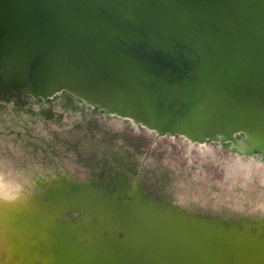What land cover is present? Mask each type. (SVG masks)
Masks as SVG:
<instances>
[{
    "label": "water",
    "instance_id": "1",
    "mask_svg": "<svg viewBox=\"0 0 264 264\" xmlns=\"http://www.w3.org/2000/svg\"><path fill=\"white\" fill-rule=\"evenodd\" d=\"M11 90L67 92L158 134L264 151V0H0V97ZM52 188L11 220L43 225L51 264H264L260 225L133 193L64 188L62 202Z\"/></svg>",
    "mask_w": 264,
    "mask_h": 264
},
{
    "label": "rangeland",
    "instance_id": "2",
    "mask_svg": "<svg viewBox=\"0 0 264 264\" xmlns=\"http://www.w3.org/2000/svg\"><path fill=\"white\" fill-rule=\"evenodd\" d=\"M14 91L17 90H11L8 97L6 95L0 97V155L12 160L17 165H21L23 168L29 167L30 174L49 173L53 176L57 170L66 173L65 175L68 178H74V176L77 178H91L95 177V173L100 172L103 168H108L110 171L118 168L126 176H121V181L124 182L126 178L128 180L130 176L131 178L136 177V181L145 188L164 194V197L167 196V202L170 200L179 202L183 198L187 202L186 206L193 205L195 208L204 205L205 200H207V205H204V207L208 208L216 202L219 196L221 199L225 196H233V200H235L242 198L245 191L247 196L250 192L245 188L242 190L239 185L234 187L232 192H228L227 185L224 187L218 185L217 182L223 178L225 166L232 163L231 156L237 157L238 154L221 143L219 144L216 140L212 141L215 147L211 151L204 152V150H199L196 147H190L189 140L181 135L153 134L132 126L124 127L115 117L102 114L101 111H97V108L90 107L87 108V112H84L85 104L70 107L69 105L60 104L59 99L51 100V98H47L44 104L55 113L61 112L60 117L55 114L52 117L43 118H30L23 115L20 118L15 112L22 110L21 105L36 106L37 102L35 99L31 100V98H28L26 102L16 101ZM73 129L79 130L80 133L75 135L72 132ZM100 133L102 136L110 138V141L114 143V148L118 149L119 153L127 155L125 160H123L124 158L121 159L123 162L132 161L135 157H138L137 161H134V166L136 170L139 168L141 170L139 169L138 173L131 174L123 164H118L113 158L114 152L112 151L111 154L107 151L104 155L106 158L105 166L101 161L96 163L97 158L100 157L99 155L91 156V161L83 159V155L79 150L80 144L84 139L91 141V138H96ZM80 134H82V141L76 140L80 139L77 138ZM94 142L96 144L97 141ZM102 145L98 142L97 145H94L99 150L97 154L105 151ZM97 179L101 178L98 176ZM69 183L72 186L66 184L65 189L73 190L77 196L90 191L89 187H86V184L82 181ZM169 185L172 186L171 189ZM51 186L53 185L46 187V189ZM130 188L134 191V194L138 192L137 187L132 186ZM183 188L189 190L191 201L187 198ZM62 189V187H53L50 191L55 192L58 190L55 192L56 195L60 197L62 202H66L65 191ZM118 189L119 192L124 190L122 188ZM38 229L44 230L43 225ZM35 260L31 258L32 262Z\"/></svg>",
    "mask_w": 264,
    "mask_h": 264
},
{
    "label": "clouds",
    "instance_id": "3",
    "mask_svg": "<svg viewBox=\"0 0 264 264\" xmlns=\"http://www.w3.org/2000/svg\"><path fill=\"white\" fill-rule=\"evenodd\" d=\"M247 157L246 159L244 157ZM220 187L227 185L228 190L239 185L250 191L247 197L232 200L225 196L217 197L210 211L219 213L226 206L231 214L252 219L264 220V151L257 148L252 154H241L239 159L225 167L223 178L218 182ZM38 192L36 179L25 168L0 155V208L15 209L30 204ZM198 199V198H195ZM184 206L186 201L181 198ZM204 205H207L205 200ZM0 225V251L7 258L17 249H23L38 264H51L53 260L49 249L51 236L47 231L31 225L13 227L9 235V225ZM28 256H18V264H24Z\"/></svg>",
    "mask_w": 264,
    "mask_h": 264
},
{
    "label": "bare ground",
    "instance_id": "4",
    "mask_svg": "<svg viewBox=\"0 0 264 264\" xmlns=\"http://www.w3.org/2000/svg\"><path fill=\"white\" fill-rule=\"evenodd\" d=\"M57 97V99H59V102H60V104L62 103V104H64V105H69L70 107H72L73 105V103H78V104H76V107H78V106H80L79 104H81V102H83L82 100H78V98L76 97V96H74V95H72V94H67V92L65 93V92H59V93H57L56 95H54V96H52V97H54V99H56V97ZM44 99V98H43ZM46 100V99H45ZM18 103V102H17ZM41 103V102H40ZM25 105V104H24ZM39 105H41V104H39ZM55 105V104H54ZM11 106V105H10ZM37 106V105H36ZM42 106V105H41ZM86 106H88L87 104H86ZM92 106V105H91ZM19 107V106H18ZM23 107V106H22ZM96 110V109H95ZM1 111V110H0ZM97 111H101V113L102 114H106L107 116H113V117H115L116 119H117V121L119 122V123H121L124 127L125 126H132V127H134V128H136V129H143V130H147V131H149V132H152L153 134H157V132L154 130V129H151V128H148V127H144V126H141V125H139V124H137V123H135L132 119H128V118H126V117H123V116H121V115H117V114H108L107 112H103L102 110H100V109H98ZM86 112H87V110H86ZM4 113V112H3ZM17 115H19V117L21 118V117H23V115H24V117L26 116V117H30V118H33V117H42L41 116V114L35 109L33 112H31V111H28V110H20V111H18V112H15ZM81 113V112H80ZM55 115V114H54ZM65 115V114H64ZM10 116H12L11 114H10ZM51 116V115H50ZM18 117V118H19ZM19 118V119H20ZM43 118V117H42ZM93 118V117H92ZM46 119V118H45ZM6 120V119H5ZM66 120H67V118H66ZM65 120V121H66ZM26 121V120H25ZM103 121V120H102ZM101 121V122H102ZM115 125V124H114ZM117 125V124H116ZM9 127V126H8ZM2 131V130H1ZM54 132V131H53ZM72 132H74L75 133V135H77V134H79L80 132H79V130H77V129H73L72 130ZM102 134L100 133L96 138H91V141H87L86 139H84V141L80 144L81 145V147L79 148V150H80V153L83 155V159H85V160H92V158H91V156H94V155H99L100 157L99 158H97V160H96V163H97V161H101L102 162V164L104 165V162L106 161V158H105V154L107 153V151L108 152H110V149H108L109 147H110V143L108 142V141H110L109 139H107V138H102V136H101ZM167 135H171V134H167ZM173 135V134H172ZM173 136H177V135H173ZM181 136H183V137H186V136H184V135H181ZM41 138V137H40ZM77 138H80V139H76V140H81L82 141V134H80V135H78L77 136ZM188 140H189V145H191L190 147H196V148H198L199 150H204V152H208V151H211L212 149H213V147H215V144H214V142H212V141H214V140H211V139H207V140H203V141H200V142H198V140H196V142H195V140H192V139H190V138H188V137H186ZM94 141H97L98 143H102L103 145H102V147L104 148V150L105 151H101L100 153H98L97 154V152L99 151L98 150V148H97V146H94V145H97V142H96V144H94L95 142ZM67 142V141H66ZM51 143V142H50ZM219 144H220V142H218ZM223 145V144H222ZM75 146V145H74ZM84 146V147H83ZM58 148V147H57ZM73 148V147H72ZM75 150V149H74ZM77 153V152H76ZM238 154V156L237 157H233V156H231L232 157V161L233 160H235V159H239L240 158V155L241 154H243V153H237ZM211 156L213 157V155L211 154ZM210 156V157H211ZM126 157H127V155L125 154V153H119V150H118V152H116L114 155H113V158L118 162V164H123V166L132 174V173H137L138 171H140L141 170V168H139V169H137L136 170V168H135V166H134V161L136 162L137 161V158L138 157H135L132 161L131 160H128V161H126V162H123L121 159H123V160H125L126 159ZM245 159L247 158L246 156L244 157ZM93 162V161H92ZM133 162V163H132ZM95 163V162H94ZM93 163V164H94ZM97 165V164H96ZM110 165V164H109ZM142 165V164H141ZM19 166H21V165H19ZM99 166V165H98ZM105 166V165H104ZM120 167V166H119ZM225 167H227V166H225ZM25 169L30 173V170H29V167H25ZM108 169V168H107ZM89 171V170H88ZM67 172V171H66ZM114 172V171H113ZM36 173H34V174H32L33 176L35 175ZM62 174V173H61ZM60 173L58 174H56V175H53V176H51L49 173H43V174H36V176L34 177L35 179H36V183H37V185H38V192H37V195L35 196V198L31 201V203L30 204H27V205H24V206H21V207H19V208H15V209H3V208H0V225H3V224H5V222H6V216L9 218L8 220H7V223H8V225H9V235L10 236H12V235H14L12 232H11V229L14 227L12 224H11V220L13 219V218H16V219H18L19 218V215H22L25 211H34V210H39V207H37L38 205H42V207L44 206V204L46 203V202H51V200H50V197H49V195H47V193H46V187H48V186H50V185H53V187H58V188H66V184H70L69 182H71L72 180H74L76 177L74 176V179L72 178V179H70V178H68V177H65V176H63V174L61 175ZM106 175V174H105ZM82 176V175H81ZM100 178V177H99ZM194 178V177H193ZM204 178V177H203ZM82 179H84L85 181H87V180H89L87 177L86 178H81V177H78V178H76L75 180H77V181H80V180H82ZM127 179V178H126ZM102 180V179H101ZM130 180V182H131V176L128 178V181ZM201 180V179H200ZM187 181V180H186ZM49 182H51V183H49ZM72 183H75V182H72ZM218 183V182H217ZM63 184V185H62ZM100 184V183H99ZM116 184V183H115ZM124 184H125V182H124ZM124 184H116L117 186H118V188H122V189H124L122 192H124L126 189H128V192L129 193H133L134 194V191H132V189L130 188V187H127L126 185H124ZM139 184V183H138ZM181 184H183V183H181ZM71 185V184H70ZM180 185V184H179ZM203 185V184H202ZM72 186V185H71ZM177 186V185H176ZM184 186H185V184H184ZM215 186H217V185H215ZM87 187V186H86ZM94 187V186H93ZM134 187H137V193H135V196L136 195H138V196H140V197H143L144 195H142V187L140 186V185H138V186H134ZM169 187H170V189L172 188V186H170L169 185ZM199 187H200V185H199ZM106 188V187H105ZM104 188V189H105ZM145 188V187H144ZM168 188V187H167ZM202 188H204V187H202ZM240 188V187H239ZM74 189V188H73ZM147 189V188H146ZM183 189H185V188H183ZM226 189H227V191L228 192H232L233 191V189L234 188H232L230 191L228 190V188L226 187ZM88 190V189H87ZM90 190V189H89ZM106 190V189H105ZM196 190H197V188H196ZM242 190H243V188H242ZM70 191V190H69ZM102 191V190H101ZM171 191V190H170ZM122 192H120V193H122ZM136 192V191H135ZM199 192V191H198ZM242 192V191H241ZM80 193V192H79ZM149 193V192H148ZM184 193L187 195V198H189L190 199V201H191V198H190V196L191 195H189V190H187V188L184 190ZM212 193H214V192H212ZM212 193H210V194H212ZM156 194V193H155ZM166 194V193H165ZM167 195H170V194H167ZM198 195V194H197ZM229 195H231L230 193H229ZM241 195V194H240ZM250 195V192H248V196ZM110 196V195H109ZM159 196V195H158ZM222 196V195H221ZM117 197V196H116ZM167 197V196H166ZM215 197V196H214ZM220 197V196H219ZM228 197H230V196H228ZM242 197H247V192L245 191L244 193H243V195H242ZM126 198V197H125ZM178 198V197H177ZM232 200L234 199V197L233 196H231L230 197ZM169 199H170V197H169ZM174 200V199H173ZM159 203H163V202H160L159 201ZM187 203V202H186ZM168 205H169V207H172V208H174V210H176V212L177 213H182L184 216H186L187 218H189V212H185L184 210L186 209V208H188V207H190V206H186V205H184V206H182L178 201L177 202H172V200H170L169 202H168ZM211 207V206H210ZM210 207H208V208H205L204 207V205H201L200 207H199V209L201 210V211H203V213L207 216V217H209V218H211V219H215V220H222L223 222H233V221H237V219L238 220H240V222H242V223H248V222H250V223H248V224H253V225H260V226H262L263 228H261V229H264V220H260L261 222L260 223H257V224H255V222H253V220H255L256 221V219H252V218H247V217H241V216H236V215H234V214H231L229 211H228V208L226 207V206H222V208H223V210L221 211V212H219V213H216V212H212V211H210ZM23 211V212H22ZM175 212V211H174ZM174 212H172V213H174ZM77 216H82V215H77ZM246 220H248L247 222H245ZM239 224H241V223H239ZM254 227V226H253ZM256 227H258V226H256ZM21 251H23L24 252V250L23 249H17L16 251H14V252H12L11 254H9V256L6 258L5 257V255L3 254V252L2 251H0V264H15V262H17V257L18 256H22V255H20L21 254ZM22 252V253H23ZM19 254V255H18Z\"/></svg>",
    "mask_w": 264,
    "mask_h": 264
},
{
    "label": "flooded vegetation",
    "instance_id": "5",
    "mask_svg": "<svg viewBox=\"0 0 264 264\" xmlns=\"http://www.w3.org/2000/svg\"><path fill=\"white\" fill-rule=\"evenodd\" d=\"M14 93L16 94V99H15L16 101L26 102L28 98H31V100L35 99V101L37 102V106H30V105L23 106V105H21L20 107L23 106L21 108L22 110L24 109V110H28V111L33 112L36 109L41 114L42 117H52V116H54V114H56L57 117L61 116V112L55 113V112H53L52 110H49L46 107V105L44 103H45V101L47 99L45 100L42 97H37L36 98V97H34L32 95L23 94L20 91H14ZM67 94H69V93H67ZM48 98H51V100H56L57 99V97H56V99H54V97H48ZM78 100H80V99L78 98ZM39 104H41L42 106L39 105ZM81 104H85V103L81 102ZM74 106H76V105L74 104L73 107ZM90 107L96 108V107L91 106V105L86 106V104H85L84 108L83 107L82 108L84 109V112H85L87 110V108H90ZM102 138H107V137L102 136ZM109 140H110V138H109ZM108 142L110 143L109 144L110 147L108 148V149H110V152L112 151V152H114V154L116 152H118V149H115L114 146H113L114 143L112 141H108ZM223 146L228 147V149H229V145L228 144L226 145V143H224ZM86 164H88V162H86ZM120 169H122V168H120ZM55 172H56L55 175L57 173L58 174L62 173V172L57 171V170ZM97 173H95V175H96L95 177L88 178L89 180H87V181H85L84 179L80 180V181L84 182V184H86V186L89 187L90 191H92V192H95V193L100 194L102 196H109L110 195V196H117L119 198H122V197L123 198H125V197L130 198L128 189H126L124 192L120 193L119 189H118V186L116 184H124V182H125L124 185H126V186L128 185L127 187L140 185L142 187V190H141L142 191V195H144L142 197L144 202L151 204L152 207H154V208H156L158 210H161V211H171V212L175 211L176 212V210H174V208L169 207L168 202L166 201V197L163 196L164 194H159V193H157V191H152L150 189L144 188L145 186H143L140 183L138 184V181H136V179H137L136 177L135 178H131V182H130V180L128 181L127 179L124 182L121 181V176H123V177H126V176H124V173L119 171L118 168L113 169L112 171H110V169H104L103 168L100 172H97ZM62 174H63V176L66 177V175H65L66 173H62ZM98 176L102 180L101 179H97ZM70 179H72V177H70ZM75 179L72 180L71 182H76L77 180H75ZM159 201L163 202V203H159ZM184 211L185 212H189L188 213L190 215L189 218L190 217H193V218H196V219L199 218V217L200 218H209L203 213V211H201L199 209V207L195 208L193 205H191L190 207L186 208Z\"/></svg>",
    "mask_w": 264,
    "mask_h": 264
}]
</instances>
